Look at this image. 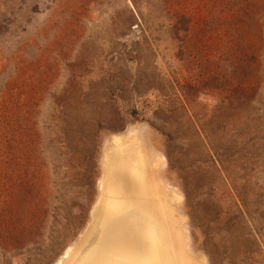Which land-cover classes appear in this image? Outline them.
Wrapping results in <instances>:
<instances>
[{
	"label": "rangeland",
	"instance_id": "374dc122",
	"mask_svg": "<svg viewBox=\"0 0 264 264\" xmlns=\"http://www.w3.org/2000/svg\"><path fill=\"white\" fill-rule=\"evenodd\" d=\"M137 122L207 263L264 264V0H0V264L58 259Z\"/></svg>",
	"mask_w": 264,
	"mask_h": 264
},
{
	"label": "bare ground",
	"instance_id": "6f19581e",
	"mask_svg": "<svg viewBox=\"0 0 264 264\" xmlns=\"http://www.w3.org/2000/svg\"><path fill=\"white\" fill-rule=\"evenodd\" d=\"M91 222L53 264H208L144 123L105 139ZM184 203V202H183ZM197 260V261H195Z\"/></svg>",
	"mask_w": 264,
	"mask_h": 264
}]
</instances>
